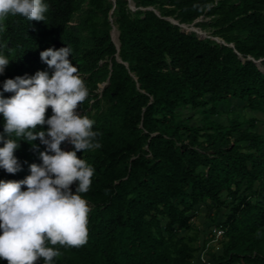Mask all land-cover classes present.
I'll return each mask as SVG.
<instances>
[{
	"label": "trees",
	"instance_id": "16d2710c",
	"mask_svg": "<svg viewBox=\"0 0 264 264\" xmlns=\"http://www.w3.org/2000/svg\"><path fill=\"white\" fill-rule=\"evenodd\" d=\"M44 2V21L9 16L0 31L10 60L0 92L6 79L51 76L40 52L70 47L89 90L78 110L94 120L100 145L77 152L94 168L81 194L91 209L87 243L54 246V264H264V134L256 117L220 110L234 100L264 113V0H131L134 10L127 0ZM189 24L219 41L180 26ZM17 142L21 170L0 168V180H23L42 163L39 139ZM200 207L221 231L218 251L214 232L199 241L191 224Z\"/></svg>",
	"mask_w": 264,
	"mask_h": 264
},
{
	"label": "clouds",
	"instance_id": "9594fccd",
	"mask_svg": "<svg viewBox=\"0 0 264 264\" xmlns=\"http://www.w3.org/2000/svg\"><path fill=\"white\" fill-rule=\"evenodd\" d=\"M48 7L44 0H0V31L6 30L9 16L44 21ZM70 55L68 46L48 48L40 52V59L54 69L51 76L47 71H37L3 82L0 168L9 174L21 170L14 155L18 140L39 139L45 146L39 153L42 163L31 164L25 179L0 180V259L7 264H38L41 259L43 264H54L61 255L54 246L80 247L87 243L91 209L81 194L88 192L94 168L78 158L77 152L100 145L93 130L94 120L77 111L89 90ZM9 62L0 54V74ZM3 92L14 95L5 98ZM49 108L52 115L46 118ZM44 125L48 126L46 131H36L37 126ZM13 134L16 139L11 138ZM63 142L73 145L74 150L64 151ZM74 183L75 192L71 188ZM23 186L27 190H22Z\"/></svg>",
	"mask_w": 264,
	"mask_h": 264
},
{
	"label": "rangeland",
	"instance_id": "374dc122",
	"mask_svg": "<svg viewBox=\"0 0 264 264\" xmlns=\"http://www.w3.org/2000/svg\"><path fill=\"white\" fill-rule=\"evenodd\" d=\"M157 12V11H156ZM202 18L197 19L196 21H201ZM204 20V19H203ZM206 20V19H205ZM109 21H112V18H109ZM113 24H111V36L113 38V40L116 42V36H117V31H116V27ZM183 28L187 29V30H191L194 31L197 36L199 38H212V39H216L219 41V39L212 37L210 35L211 30L208 28H204V29H200L199 27H195L192 24L189 25H182ZM102 88V84L98 85V89H97V93H100V90ZM230 104V108H228L226 105H221L220 110H231V116L233 117H239V119H242L244 117H256L258 119L257 125L260 127V130L263 132L264 134V113H259V112H255V111H250L247 109H243L241 107V103L238 101H232L229 100L228 101ZM77 111L79 112V110L77 109ZM217 118L219 121H223L222 117H215ZM67 144H69L68 142H64V145H62L63 150L67 149ZM210 210V208H205V207H200V209L198 210V212L196 213V215L192 218L191 220V224L197 228V230L200 232V237H199V241L207 234V232L209 231H213L214 235H213V241L211 242L214 246V249L216 251H218V244L216 243V240L219 238V235L216 233V231H214V228L212 226V222L209 219L210 216H212V213H210L209 215L207 214V212Z\"/></svg>",
	"mask_w": 264,
	"mask_h": 264
},
{
	"label": "water",
	"instance_id": "95a60500",
	"mask_svg": "<svg viewBox=\"0 0 264 264\" xmlns=\"http://www.w3.org/2000/svg\"><path fill=\"white\" fill-rule=\"evenodd\" d=\"M112 1H114V0H112ZM127 1H128L129 8H130L131 10H134L135 8H134L133 3L131 2V0H127ZM146 9H151V7H147ZM154 12L157 14V12H156L155 10H154ZM168 20H169L171 23H173V24H177V22L174 21V20H172V19H168ZM180 26L182 27V25H180ZM182 28H183V27H182ZM183 29H185V28H183ZM186 30H187V29H186ZM116 31H117V29H116ZM117 36H118V31H117ZM117 36H116V42H115V41L113 40L112 36H111V30H110V37H111V40H112V42L114 43L116 49L118 50L119 42H118ZM215 40H216V39H215ZM216 41H218V40H216ZM226 45L232 47V44H226ZM116 60H117V61H120L118 56H116ZM256 62H257V61H256Z\"/></svg>",
	"mask_w": 264,
	"mask_h": 264
},
{
	"label": "built area",
	"instance_id": "2783aa9c",
	"mask_svg": "<svg viewBox=\"0 0 264 264\" xmlns=\"http://www.w3.org/2000/svg\"><path fill=\"white\" fill-rule=\"evenodd\" d=\"M214 231H216V233H217L218 235H220V233H221L220 230H215V229H214Z\"/></svg>",
	"mask_w": 264,
	"mask_h": 264
}]
</instances>
